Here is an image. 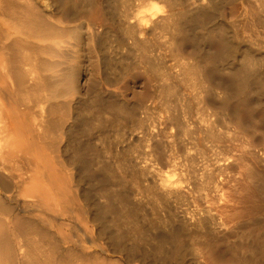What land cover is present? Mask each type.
I'll use <instances>...</instances> for the list:
<instances>
[{"label":"bare ground","instance_id":"obj_1","mask_svg":"<svg viewBox=\"0 0 264 264\" xmlns=\"http://www.w3.org/2000/svg\"><path fill=\"white\" fill-rule=\"evenodd\" d=\"M96 1L26 0L25 7L21 2L24 8L18 12L26 8V14L18 26L43 42L40 51L36 48L40 53L27 37L2 35L0 24V264H187L194 259L187 251L194 238L200 245L195 247L197 264H235V253L243 249L250 258L238 257L239 264H264L262 214H249L250 224L245 220L248 236L255 234L253 226L258 230L252 245L231 241L232 234H242L240 213L222 207V216L211 214L227 184L246 183L264 172V0H98L101 10L87 22L88 49L107 44L120 50L118 59L142 66L153 92L165 102V122L152 118L148 129L150 149L154 147L150 153L163 158L178 140L196 147V154L189 149L195 154L190 159L184 156L193 176L197 157L203 161L195 188L210 205L199 208L194 220L180 217L170 204L184 200L187 188L167 175L159 181L153 175L142 190L145 195L140 192L143 198H133L144 184L130 185L148 171L132 158V146L127 151L116 148L112 160L101 157L112 144L107 142L109 130L122 137L118 130L137 129L147 114L137 115L146 100L137 105L94 78L80 85L86 35L83 23H68ZM228 3L232 5L226 16ZM23 29L20 33L27 36ZM242 192L238 195L243 197ZM142 200L150 202L155 215L144 212Z\"/></svg>","mask_w":264,"mask_h":264},{"label":"rangeland","instance_id":"obj_2","mask_svg":"<svg viewBox=\"0 0 264 264\" xmlns=\"http://www.w3.org/2000/svg\"><path fill=\"white\" fill-rule=\"evenodd\" d=\"M1 1V6H2V9L3 10H1L0 11V20H2L1 22H0V24H2V27H1V25H0V27H1V29H3V32H2V35H4V36H7V37H9L10 39L11 38H15V37H17V36H21L22 37V39L23 38H26L27 40H29L30 42H31V45L32 44H37L36 45V47H35V49L37 48V47H39L38 46V44L40 43V41H38V38H37V36L35 37L34 35H33V33L32 32H30V30H28V29H26L25 27H23V25L21 26V25H19L18 26V24H22V22L24 21V19H25V17H23L25 14H26V8L24 9V13H20V12H18V11H20L21 10V12L23 11V8L25 7V1L26 0H0ZM32 1V0H31ZM21 2H22V4L24 5V7H23V5L21 4ZM24 2V3H23ZM98 4H97V3ZM95 3L97 4H94L93 6H94V8H93V6L91 7V5H90V7H85V6H83L85 9H86V11H88V10H90L91 8V10H92V12H91V10L90 11H88L89 13H87L85 10H84V8H82V12H78V13H76V14H78V15H73L72 16V19L73 20H75L74 21V23L72 24V22H73V20L72 19H70V23H68V25H74L75 24V22H76V24L77 23H79V22H81V23H83V25H84V33H85V35H86V40H85V43H84V46L83 47H85L84 48V51H82L83 53H85V55H84V58L85 59H82V61H83V65H86L85 67H84V71H82V77L80 78V85L81 86H85V85H87L88 84V81H89V79H91L92 80V78H94L93 80H96V82H98L100 85L102 84L103 85V87L105 86V88H107V89H109V90H111V91H113L114 93H116V94H118L120 97H122L123 98V96L124 97H127V99H129V100H131V101H133L134 100V102H137L138 104L137 105H139L140 103H141V101L142 102H144L145 100H146V102H144V104H146V106H148V107H144V109H142L141 111L143 112H141L140 111V109H138V111H137V115L138 116H140L139 114L141 113V116L143 117V116H145L146 114V116L145 117H147V118H145V117H143V118H145V119H147L146 120V125L144 126V125H139L138 127H137V129H136V127L135 128H133V130L131 131V129L129 128V127H127L125 124H123V126H122V128L124 127H127V128H129L128 129V131H127V128H125V129H123V132H122V129L121 130H118L119 131V133L121 132L122 133V137L121 136H119V134L116 132V131H114V130H116V129H112V130H109V132H110V134H109V137H108V135H107V142H109V143H111L112 142V144H113V146H110V145H112V144H109V146H108V151L106 152V153H104V155H102L101 157L103 158V157H105L106 158V155H108L107 156V158L109 159V160H112L113 158H114V156L113 155H115L116 153H115V151H117V149L116 148H118V150L119 149H121V150H123V151H127L128 149H129V147H130V149H131V146H132V152H131V154L133 155L134 153V156L132 157L135 161H136V163L139 165V167H140V169L141 168H144L145 170H146V176L145 177H143L144 178V180H143V178H136V182H134V186H133V184L132 185H130V187H134V188H137L140 184H144V186L143 185H141V186H139L140 188L135 192V194L133 195L134 197L133 198H135V200H137V199H140L141 197L143 198V194L145 195V191H143L142 192V190H144L145 188H147L153 181H151L150 182V180L151 179H153L154 180V177H155V180H160L159 178L162 176H165V175H167V177H169V179H171V180H173L174 179V183L177 185V181H178V183H181V184H179V186L181 185V187L183 188V189H185V188H187V189H185L186 190V192H187V197L184 199V200H182V201H179V202H175V206H174V204L173 203H170L171 205H173L172 207L174 208V207H176V209H175V211H176V213L180 216V217H184V218H186V216H187V219H190L191 220V218L194 220V218H196L197 216H198V212L200 211V209H201V207L202 208H207L210 204L209 203H206V202H208V201H206L205 199H202L198 194H199V192H197L198 190H197V188H195L198 184H199V182H198V180H200V178H199V176H197L198 174V172L199 171H201V165H202V160H201V158H198L197 157V162L199 163V165H198V163L196 162L195 163V168H196V170H195V175L193 176V174H192V168L191 169H188V168H190V157H192L193 156V154H194V152L195 151H197V149H196V147L195 146H193L192 144H188V148L187 147H185L183 144H182V142H180V140H178V142H180V143H178V142H176L175 143V145H173V147H172V149L171 150H167V156H165V157H163V158H156L155 157V155H154V153L152 154V153H150L151 151L152 152H154V147L152 148V149H150L152 146H153V144H150V143H153V141L150 139V138H147L148 137V133H149V127H151V126H153V122H155V120L158 118V119H161V120H163L164 122H165V117H166V113H167V111L166 110H164V108H166V107H162V105L164 106L165 104V102L163 101V99L158 95V94H156L155 93V91L153 92V88H152V82L149 80L150 78H148V75H147V77H146V75L144 74V73H146V72H144L145 70H144V68H142V66H140V65H138L137 63H133V62H130L131 61V59H129V61H128V59L126 60H120V59H118V57H121V54H120V50L118 51V50H116L115 48H112V47H110V46H108L107 44L106 45H102V46H98L97 48H91L92 50H94L95 49V51H92L93 53H94V55H93V53L90 51V49H88L89 47H88V37L90 36V31H89V29H88V26H87V22L88 21H91V18L93 19L94 17H95V14L93 15V13H96V12H98L99 10H101V8L98 10V8H99V1L97 0ZM8 3V4H7ZM32 3H34L35 4V2H31V5H32ZM33 4V5H34ZM96 5V6H95ZM232 5V3H228V4H226V6L224 7L225 9H224V12H226V11H228V12H226V13H228V14H225L226 16L227 15H229V8H230V6ZM11 6H12V8H11ZM98 6V7H97ZM14 7V8H13ZM34 7V6H33ZM96 7V8H95ZM229 7V8H228ZM89 8V9H88ZM93 9H95V11L93 12ZM96 9H97V11H96ZM227 9V10H226ZM12 10V11H11ZM15 10V11H14ZM84 11V12H83ZM15 12V13H14ZM16 12H18V14L16 13ZM19 14H21V15H19ZM22 14H24V15H22ZM91 14V15H90ZM17 15H18V17H17ZM22 16V17H21ZM92 16H94V17H92ZM2 17V18H1ZM17 17V18H16ZM59 17V16H58ZM90 20H89V19ZM69 19V18H68ZM20 21V22H19ZM72 21V22H71ZM16 23V22H18V23H16L17 25H15V24H13V23ZM13 25V28H21V29H23V28H25L26 29V31L28 30L29 32V34L32 36L33 35V37H29V34L26 36V32L25 31H23L22 33H20L22 30L21 29H18V31H20V32H15V30L12 28V27H10V26H12ZM14 26H16V27H14ZM14 31H13V30ZM25 29H23V30H25ZM16 31H17V29H16ZM23 34V35H22ZM24 35H25V37H24ZM36 35V34H35ZM34 37L36 38V40L34 39ZM35 40V41H34ZM39 43H38V42ZM33 42V43H32ZM43 42H41V44H42ZM41 44H39L40 46H41ZM66 44V43H65ZM95 44V43H94ZM35 45H32V48L34 47ZM97 46V44H95V47ZM101 47V48H100ZM34 49V48H33ZM86 50V51H85ZM89 50V51H88ZM98 50V51H97ZM38 52V53H40L39 51H40V47H39V51H38V49H36V50H34V52ZM89 53H88V52ZM92 54H91V53ZM98 53V55H96ZM87 54H89L90 55V57L91 56H95V57H91V58H89V55H87ZM102 56V57H100V55ZM98 56V57H97ZM86 57H87V59H86ZM100 57V58H99ZM94 59V61H93V59ZM111 58V59H110ZM89 59V60H88ZM91 59V60H90ZM101 59L103 60V61H101ZM116 59H118V60H116ZM98 62H97V61ZM120 61H121V63H120ZM124 61H128L129 62V64H128V68H127V65H125V63H124ZM85 62V63H84ZM90 63V65H89V63ZM93 62V63H92ZM98 64H97V63ZM88 64V66H89V69H88V66H87V64ZM100 63V64H99ZM123 63V64H122ZM131 63V64H130ZM133 63V64H132ZM93 64H95L94 66H93ZM97 65V66H96ZM130 65H132V66H130ZM136 65V66H135ZM133 66H135V67H133ZM125 67V68H124ZM88 69V70H87ZM83 70V69H82ZM142 71L144 72V73H142ZM84 72V73H83ZM94 76V77H93ZM147 78H148V80L151 82H149L148 80H147ZM101 85V86H102ZM144 86V87H143ZM145 86H146V89H147V87H148V89H147V92L145 91ZM150 86H151V88H150ZM142 90V91H141ZM151 92H150V91ZM146 93V95L149 93L150 94V97H149V95H147V96H145V94H143V93ZM146 98H145V97ZM151 96H152V98H151ZM143 97V98H142ZM157 97V98H156ZM160 97V98H159ZM143 100H142V99ZM133 99V100H132ZM149 99V100H148ZM158 99V100H157ZM156 100L158 101L157 103H156ZM160 100V101H159ZM140 103H139V102ZM154 101V102H153ZM161 101H163V103L161 102ZM147 102L149 103V104H152V105H149V104H147ZM159 102H161V103H159ZM159 104H161V105H159ZM149 106H152V107H149ZM154 106V107H153ZM154 108V109H153ZM146 109H147V111H146ZM159 109V110H158ZM148 110H149V113H148ZM153 110V111H152ZM161 110V111H160ZM155 111H156V115H153V114H155ZM166 111V112H165ZM154 112V113H153ZM157 112H159V114L157 115ZM162 112V113H161ZM161 113V114H160ZM145 114V115H144ZM153 115V116H152ZM162 115V116H161ZM149 116V117H148ZM161 118H160V117ZM155 117H157L156 119H155ZM162 117H163V119H162ZM150 118V119H149ZM152 118H154V119H152ZM150 120V121H149ZM154 120V121H153ZM153 123V124H152ZM164 124V123H163ZM147 125H148V127H147ZM173 125V124H172ZM170 126L171 128H173V126ZM141 127V128H140ZM145 127H147V128H145ZM140 128V129H139ZM142 129V130H141ZM174 129L175 130H177V128H176V126H174ZM135 130H137V132L135 131ZM112 131V132H111ZM131 131V132H130ZM136 133H135V132ZM147 131V132H146ZM116 132V134L114 135L113 133H115ZM126 132H128V133H126ZM133 132V133H132ZM143 135V137L141 136V134ZM120 133V134H121ZM126 133V134H125ZM145 134V136H144V134ZM108 134V133H107ZM118 134V135H117ZM129 134V135H128ZM132 134H134V135H132ZM138 134H140V135H138ZM105 135H106V133H105ZM113 135H114V137H113ZM132 135V136H131ZM138 136V137H137ZM113 137V138H112ZM117 137H118V139H117ZM141 137H142V139H141ZM110 138H112V141H111V139ZM144 138H145V141L146 142H144ZM121 141H120V140ZM149 139V140H148ZM118 140V143L116 142ZM123 140V141H122ZM140 140V141H139ZM143 140V141H142ZM121 142V143H120ZM144 142V143H143ZM148 142V143H147ZM150 142V143H149ZM130 143H131V145H130ZM116 144V145H115ZM121 144V145H120ZM124 144V145H123ZM133 144V145H132ZM149 144V145H148ZM183 146L184 148H182L181 146ZM129 145V146H128ZM148 145V146H147ZM150 145H152V146H150ZM118 146V147H117ZM124 146H125V149H124ZM126 146H128L127 148H126ZM133 146H134V148H133ZM136 146V147H135ZM176 146V147H175ZM148 147H149V149H148ZM113 148V149H112ZM123 148V149H122ZM177 149V151H175L176 149ZM181 148V149H180ZM194 149V152L191 154V150L189 151V149ZM115 149V150H114ZM174 149V150H173ZM192 149V150H193ZM196 149V150H195ZM111 150V151H110ZM120 150V151H121ZM185 152H184V151ZM112 151L115 153H113L112 154ZM135 151V152H134ZM146 151H147V153H146ZM168 151H169V153L171 152V155L168 153ZM173 151H175L176 153H174ZM182 151V152H181ZM186 151H188V152H186ZM118 152V151H117ZM190 152V153H189ZM144 153V154H143ZM148 153H150V154H148ZM183 153V154H182ZM184 153H185V155L186 154H188V156H187V158H189V159H187L186 158V156H184ZM106 154V155H105ZM112 154V155H111ZM141 155L142 156V158L138 155ZM145 154L148 156H146L145 157ZM169 154V155H168ZM175 154V155H174ZM195 154H196V152H195ZM194 154V155H195ZM135 155H136V157H135ZM150 155V156H149ZM171 156V157H170ZM172 156H174V159L176 160H174L173 158H172ZM176 156V157H175ZM183 156H184V159H183ZM112 157V158H111ZM135 157V158H134ZM138 157H140V158H138ZM154 157V158H153ZM167 157V158H166ZM106 158V159H107ZM111 158V159H110ZM145 158V159H144ZM151 158V159H150ZM156 158V159H155ZM169 158H171L170 160L171 161H168L169 160ZM139 160V162H138V160ZM154 161H153V160ZM200 159V160H199ZM144 160V161H143ZM145 160H146V163H145ZM158 160V161H157ZM162 160V161H161ZM188 162V163H186V161ZM140 161H141V163H143V165L142 164H140ZM185 161V162H184ZM202 161V162H201ZM155 162V163H154ZM160 162H162V163H160ZM165 162V163H164ZM168 162V163H167ZM171 162V163H170ZM174 162V163H173ZM177 162V163H176ZM158 163V164H157ZM183 163H185L186 165H184ZM146 164V165H145ZM147 164L150 166V168H149V166H147ZM153 164H154V166H153ZM172 164V165H171ZM175 164V165H174ZM114 165L116 166V163H114ZM178 165V166H177ZM188 165H189V167H188ZM198 165V166H197ZM144 166V167H143ZM184 166V167H183ZM180 167V168H179ZM152 168H154V170L152 169ZM200 168V169H199ZM149 169H151V170H149ZM158 169H161V170H159L158 172H157V170ZM183 169H185V170H183ZM198 169H199V171H198ZM152 170H153V172H152ZM179 170H181V171H179ZM183 170V171H182ZM186 170H188V172L186 171ZM191 170V171H190ZM156 174H155V173ZM197 172V173H196ZM128 173V172H127ZM150 174L149 176L147 175V174ZM163 173V174H162ZM180 175H179V174ZM185 175H184V174ZM263 173V174H262ZM261 174L262 175H264V172H262ZM158 174V175H157ZM159 174H161V175H159ZM182 174V175H181ZM187 174V175H186ZM129 175V174H128ZM128 175H127V177H128ZM151 175H152V177H151ZM153 175H155L154 177H153ZM190 175H192V176H190ZM262 175H261V177H262ZM180 176H181V179H180ZM188 176H189V180L192 178H194V177H196V178H194L193 180H195V181H193V180H186V179H188ZM131 177V176H130ZM130 177H128V179H130ZM146 177H148L147 178V180L145 179ZM159 177V178H158ZM166 177V176H165ZM177 177H179V179L177 178ZM182 177H184V178H186L185 180L188 182H186L185 180H183L184 178H182ZM261 177H257V178H255V179H253V180H255V182L252 180L251 181V179H249V180H247V182L249 181V183L247 184V182L246 183H243V179H241V180H243V181H241L240 183H242V184H240V183H237V185L235 186V185H233L232 183H229L230 184V187H229V184H227L226 186H225V188H224V191H225V189H226V192L224 193V191H223V194H222V196H221V201H218L217 203H216V205L214 204V205H212V209H211V214L212 215H215L216 217H218V216H222V214H223V212L221 211V208L223 207V208H228V209H230L232 212H236L237 211V215H239V213L241 214V215H239L240 217H238V219H240L241 220V223H243V224H240V226H242V227H238L239 228V231H240V236L238 237L235 233L234 234H232L231 235V241L232 242H236L235 244H238V243H240V242H244L245 240H246V242L245 243H243V244H250V245H252V242H255V239H256V234L258 233L257 231V227H255V226H253L252 225V222H251V220H250V222H251V225L253 226V228H256V229H254L253 230V228H252V233H254L255 232V234H253V235H249L248 236V231L247 232H244V231H246L247 230V228H249L248 226H246V224L247 223H249V222H247L248 220V218H252V217H258V216H260L261 214H262V216H264V213H262V212H264V211H262V209L264 210V205H263V203H264V197H262V196H264V179H262ZM157 178V179H156ZM263 178H264V176H263ZM132 179V178H131ZM140 179V180H139ZM142 179V180H141ZM178 179V180H177ZM260 179V180H259ZM197 180V181H196ZM257 180V181H256ZM180 181H184L183 183L182 182H180ZM192 181V182H191ZM246 181V180H245ZM244 181V182H245ZM252 183H251V182ZM260 182V181H262V182H260V183H257V186H258V188H257V186H256V182ZM140 182V183H139ZM148 182H150V183H148ZM194 182V183H193ZM136 183V184H135ZM192 183V184H191ZM252 184V186H251V184ZM147 184V185H146ZM187 184H188V186H187ZM244 184H246V186L244 185ZM255 184V185H254ZM263 184V185H262ZM136 185H138V186H136ZM191 185V186H190ZM192 185H194V186H192ZM196 185V186H195ZM242 185H244V186H242ZM248 185H249V187H248ZM146 186V187H145ZM234 186V187H233ZM240 186V187H239ZM253 186H254V188H256L257 190V192H255V189L253 188ZM256 186V187H255ZM262 186V187H261ZM145 187V188H144ZM189 187H190V192H189ZM192 187V188H191ZM243 187H246V188H248V189H246V188H243ZM252 189H251V188ZM141 188H143V189H141ZM231 188V189H230ZM237 188V189H236ZM240 188H242V189H240ZM140 189H141V191H140ZM194 189V190H193ZM235 189V190H234ZM254 189V190H253ZM261 189H263V190H261ZM196 190V191H195ZM230 190V191H229ZM233 190L234 191H236V192H233ZM245 190H246V192H248V193H246L245 192ZM248 190V191H247ZM251 190H253V191H251ZM196 192V193H194V192ZM244 192V194H243V192ZM258 191H260L259 193H258ZM137 192L139 193V194H137ZM140 192H142L143 194H141ZM232 194H231V193ZM238 192H242V194L244 195L243 197H242V195H238V194H241V193H238ZM256 194H255V193ZM198 193V194H197ZM229 195H228V194ZM236 193V194H235ZM251 194V198L249 197V195ZM253 193V194H252ZM141 194V195H140ZM191 194V195H190ZM226 194V195H225ZM246 194H249V195H246ZM263 194V195H262ZM137 197H139V198H137ZM194 197H196V198H198V199H200V201L199 200H197L196 198H194ZM196 195V196H195ZM235 195H236V197H235ZM258 195H259V197H258ZM262 195V196H261ZM141 196V197H140ZM190 196V197H189ZM223 196H230L231 198H232V200H231V198L229 197H226L225 199H224V197ZM233 196V197H232ZM247 196H248V199H247ZM253 196V197H252ZM255 196H256V198H260L259 200H257L256 198H255ZM191 197H193V199L191 198ZM235 197V198H234ZM242 197V199H240ZM261 197H262V200H261ZM190 198V199H189ZM233 198H234V200H233ZM249 198L251 199V200H249ZM146 199V198H145ZM196 200V202H195V200ZM235 199H236V201H235ZM238 199H239V201H238ZM246 199V200H245ZM189 200V201H188ZM193 200V201H192ZM225 200H227V202L225 201ZM248 200V201H247ZM256 200V201H255ZM261 200V201H260ZM143 201V200H142ZM146 202L148 201V200H145ZM145 201H143V203H144V212H147V213H149V214H152L153 213V215H155V213L154 212H156L154 209L153 210H151V207H150V202L148 201L147 203L145 202ZM203 201V202H202ZM204 201H206V202H204ZM243 201V202H242ZM245 201V202H244ZM252 201V203H250ZM191 202H192V204H191ZM193 202H195V203H193ZM201 202V203H200ZM221 202H224V203H221ZM234 202H236V203H234ZM240 202V203H239ZM249 203V204H247V203ZM197 203H200V205L201 206H199V204H197ZM228 203H230L228 206H230V207H228V206H226ZM243 203L245 204V206L243 205ZM254 203H256V204H254ZM259 203H262V204H259ZM147 204V205H146ZM179 204H182V205H179ZM184 204V205H183ZM191 204V205H190ZM195 206H194V205ZM236 204V205H235ZM146 205V206H145ZM176 205H179V206H181V207H179V206H176ZM204 205H206V206H204ZM218 205V206H217ZM226 207H225V206ZM249 205V206H248ZM254 205V206H253ZM263 205V206H262ZM184 206H186V208L184 207ZM204 206V207H203ZM241 206V207H240ZM249 208H247V207ZM251 206H253V208L251 207ZM259 206L261 207L260 208V210L258 209H256V207L257 208H259ZM178 207V208H177ZM197 207V208H196ZM215 207V208H214ZM219 209H218V208ZM236 207V208H235ZM243 207H245V208H243ZM263 207V208H262ZM186 209L185 211L184 210H182V209ZM196 208V209H195ZM200 208V209H199ZM223 208H222V210H223ZM234 208V209H233ZM187 209H189V210H187ZM237 209V210H236ZM239 209H241V210H239ZM246 209H248V211L245 210ZM253 209V210H252ZM179 210V211H178ZM243 210L248 214H246L245 212H243ZM255 210H257V211H255ZM161 212L163 211V209H161L160 210ZM167 210L165 209V211H164V213L166 212ZM190 211V212H189ZM215 211V212H214ZM217 211H219V212H217ZM239 211V212H238ZM249 211H251V212H249ZM258 211H260V212H258ZM262 211V212H261ZM180 212V213H179ZM243 212V213H242ZM187 213V214H186ZM190 213V214H189ZM201 213H203V212H201ZM216 213L218 214H220V213H222V214H218V215H216ZM260 213V214H259ZM195 214H196V216H195ZM242 214H245V215H242ZM252 216V217H250V215ZM253 214H254V216H253ZM256 215V216H255ZM189 216V217H188ZM193 216H194V218H193ZM241 216H242V219H243V222H242V219H241ZM247 216H248V218H247ZM243 217H245V218H243ZM245 220H246V222H245ZM245 222V223H244ZM250 224V223H249ZM245 227H247L246 228V230H245ZM242 230V231H241ZM247 234V235H246ZM244 236H246V237H244ZM254 236V237H253ZM196 237V236H195ZM233 237V238H232ZM235 237V238H234ZM242 238V239H241ZM244 238V239H243ZM246 238V239H245ZM235 239V240H234ZM237 239H238V241H237ZM248 239H250V240H248ZM254 239V240H253ZM194 240H195V242H194ZM194 240H190L191 242H189V243H187L188 244V258H190V260H191V258H193L194 257V261L193 260H191V261H189L188 259H187V264H197L196 263V261L198 262L200 259H199V257H198V255H197V253H196V249H195V247H200V245H199V242H198V240H196L195 238H194ZM240 240V241H239ZM241 240H243V241H241ZM248 240V241H247ZM193 242V243H192ZM195 245V246H194ZM190 246V247H189ZM153 247V246H152ZM191 247H194L193 249L191 248ZM190 248V249H189ZM195 252H192V250ZM195 249V250H194ZM199 250V249H198ZM239 253H235V255L236 256H238V257H242V258H244L245 259V256H247V259H249L250 258V255L249 254H247L246 253V251H245V249H243V251H238ZM239 254V255H238ZM191 255V256H190ZM197 255V256H196ZM241 255V256H240ZM249 255V256H248ZM238 257H235V264H239L240 262H238ZM198 258V259H197ZM195 259H197L196 261H195ZM204 260V259H203ZM202 259H201V262L203 261ZM237 260V261H236ZM188 262H190V263H188ZM200 262V261H199Z\"/></svg>","mask_w":264,"mask_h":264}]
</instances>
